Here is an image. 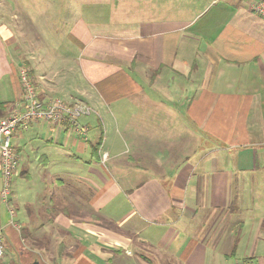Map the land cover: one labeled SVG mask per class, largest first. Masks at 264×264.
I'll return each mask as SVG.
<instances>
[{"label":"crops","instance_id":"1","mask_svg":"<svg viewBox=\"0 0 264 264\" xmlns=\"http://www.w3.org/2000/svg\"><path fill=\"white\" fill-rule=\"evenodd\" d=\"M110 1L72 27L70 37L82 51L73 78L80 80L62 95L56 76L32 64V55L18 57L14 47L23 33L0 20V102H20L22 64L41 99L84 96L93 111L79 120L84 136L42 121L26 128L27 165L36 163L43 173L64 164L75 173L44 177L18 170L16 176L28 179L18 219L26 241L13 233L0 199L4 248L15 245L23 255L40 244L48 255L42 239L54 230L62 233L57 256L49 257L54 264H94L96 256L128 262L134 254L139 264L152 256L145 248L166 260L203 264L207 234L194 233L205 225L211 232L209 224L223 228L227 183L234 176L264 183V19L252 12L264 0ZM17 9L12 5L11 17ZM17 140L12 145L20 155ZM233 165L235 171L226 168ZM253 189V197L264 198ZM10 192L14 206L12 186ZM203 206L206 219L198 217ZM39 211L54 219L41 221ZM78 234L90 241L79 243Z\"/></svg>","mask_w":264,"mask_h":264},{"label":"rangeland","instance_id":"2","mask_svg":"<svg viewBox=\"0 0 264 264\" xmlns=\"http://www.w3.org/2000/svg\"><path fill=\"white\" fill-rule=\"evenodd\" d=\"M57 1H60V7ZM105 2L109 5L112 3L110 0H0V20L1 23L14 24L15 29L23 33V36L16 40V47H14V50L15 48L17 49L18 57L20 59H30L29 56L32 55L34 59L31 60L32 64L33 61H35V65L39 66L42 64V68H47L48 73L56 76L53 79L56 81V84L59 85L58 93L62 95L63 93H66L65 91H67V89L69 92H73L74 87H78V82L80 80V78H73L77 72V58L81 57L82 51H79L80 46L76 43V40H73L70 37L72 36V27H74V25L81 20L79 16L84 15V13H87L90 9H93V11L102 9ZM16 4L18 6L17 14L15 17H11L13 11L12 5L16 6ZM46 4H48L50 8L46 6ZM20 9L29 10L31 17H24L19 12ZM94 18L99 20L100 17L94 16ZM80 41L83 42L84 40ZM97 44H101L102 48L105 45V43ZM63 68H68L72 71L63 72ZM21 70H25V72L27 71L26 74L32 82L29 70L21 64L18 69V82L20 90L21 84L19 80V73ZM61 87L64 90H60ZM20 96L22 97V92ZM65 99L75 101L73 103L80 104H83L86 101L84 96H74L72 100L69 99V97ZM10 110L11 107H7L4 116H6ZM92 115L93 114H91V116ZM83 119L84 117L79 118V120ZM29 131L30 128L28 130L22 128L16 130L15 139L18 138L17 141L19 143L20 170H28L31 176H41L44 174L46 175L44 177H53L58 175L64 176L65 174L75 173L73 166L68 167L64 164H59L58 167H54L52 165L48 166L45 168L43 173L42 169L44 168L36 165V163L33 164V166L32 164L27 165L29 158L32 156L30 150L31 143L28 140L30 134ZM15 139H12V144H15ZM38 143L39 141L35 142L34 145ZM104 158L105 156L103 159ZM226 159V164L233 162L232 155H230V157H226ZM226 168L233 169L234 171L236 170L234 165L226 166ZM247 178V176H244L243 178L234 176L232 181L227 183V192L229 195L227 194L228 199L225 198V202L226 204H229V206H224V223L221 224L223 228L220 229L218 226H211V224H209L211 232H207L208 226L205 225L203 230H198L194 233L196 237L203 235L202 232L207 234L205 237H207L206 240L210 246V253L207 256H204L203 264H264V198H255L252 195L254 192V186H257V189L261 193H264V183H252L249 179L245 181ZM242 179H244L245 182H242ZM27 180L26 176L23 177L22 175L13 177L11 186L13 198L16 200V204H14L16 209L14 210V206L11 202L10 205L14 212L13 216H15L16 211V217L14 218V222H10L9 220L10 227L16 232L13 233L16 237H20L22 235L24 242L26 241L25 233L24 230L21 232V225L18 223V219L23 216L27 197L26 194L29 192L28 188H26ZM228 187L231 188L229 191ZM220 202L222 203L223 200H220ZM205 210L204 206L199 207L198 217L202 216L201 218L206 219L207 212ZM37 216L43 222H46L49 218L54 219L53 216H48V214L44 215L41 211L37 213ZM16 224L19 226L18 230ZM193 226L196 227V225ZM2 229L3 228L0 227V233L4 246V234ZM51 233H54L58 239H55V236L42 239L45 247L48 248L49 256L45 255L43 246H40V244L38 246H33V248L28 251L24 250L23 255L17 250L15 245L10 244L5 245L4 254L2 260H0V264H32L33 262H38L39 264H54L49 262V257H55V254L57 256L56 246L59 239L62 238V233L55 232L54 230ZM184 235L185 234L182 233L180 238V240H183L182 244L186 243ZM38 236L41 235L38 234ZM78 236L80 237L79 243L86 244L90 241V239L86 238L84 234H78L77 237ZM215 237H218L217 241ZM67 243H69V245L71 244V242ZM233 246L236 247L235 255L233 257L230 256V258L229 254ZM60 248L61 250L58 254H60L62 258L66 254L65 246L62 244ZM137 249L141 250L140 248ZM146 250L152 251V249L145 248L144 250L145 254L152 256L146 257L145 260L141 259L142 263L139 264H181L176 262L173 258L166 260L163 256L160 257L155 253L151 254L150 252H146ZM103 252L105 251L103 250ZM160 252L165 254L162 250ZM224 255H226L225 259H222ZM96 257L97 261L94 264H103L101 261L104 263L106 262V264H138L136 261L133 262L137 257V254H134V258L130 259L128 262L125 261V259H121L120 262L107 263L109 257H106L105 259L102 258V260L100 256ZM76 264L88 263L80 262Z\"/></svg>","mask_w":264,"mask_h":264},{"label":"built area","instance_id":"3","mask_svg":"<svg viewBox=\"0 0 264 264\" xmlns=\"http://www.w3.org/2000/svg\"><path fill=\"white\" fill-rule=\"evenodd\" d=\"M252 12L264 19V1L255 3ZM26 72L21 70L19 73L22 92L20 102H16L8 114L0 118V199L7 207L10 222H14L15 218L10 205V187L13 177L18 174L20 163V155L12 145L13 133L19 128L26 129L32 122L42 121L50 123L54 128L66 129L84 136L86 129L80 125L79 118L93 112L89 106L70 104L62 98L41 99ZM16 227L18 230L17 224ZM3 254L4 246L0 233V260Z\"/></svg>","mask_w":264,"mask_h":264},{"label":"trees","instance_id":"4","mask_svg":"<svg viewBox=\"0 0 264 264\" xmlns=\"http://www.w3.org/2000/svg\"><path fill=\"white\" fill-rule=\"evenodd\" d=\"M33 84V82H32ZM10 104H8V102H0V118H2L7 110V107H9ZM235 246H233L232 250L230 251V256H234L235 255ZM61 258V256H60Z\"/></svg>","mask_w":264,"mask_h":264},{"label":"water","instance_id":"5","mask_svg":"<svg viewBox=\"0 0 264 264\" xmlns=\"http://www.w3.org/2000/svg\"><path fill=\"white\" fill-rule=\"evenodd\" d=\"M32 264H39L38 262H33Z\"/></svg>","mask_w":264,"mask_h":264}]
</instances>
